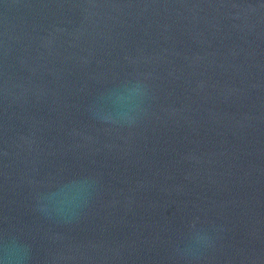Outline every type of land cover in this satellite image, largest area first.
Instances as JSON below:
<instances>
[{
  "label": "water",
  "instance_id": "obj_1",
  "mask_svg": "<svg viewBox=\"0 0 264 264\" xmlns=\"http://www.w3.org/2000/svg\"><path fill=\"white\" fill-rule=\"evenodd\" d=\"M264 264V0H0V259Z\"/></svg>",
  "mask_w": 264,
  "mask_h": 264
},
{
  "label": "clouds",
  "instance_id": "obj_2",
  "mask_svg": "<svg viewBox=\"0 0 264 264\" xmlns=\"http://www.w3.org/2000/svg\"><path fill=\"white\" fill-rule=\"evenodd\" d=\"M5 256L9 264H12L13 261L17 260L21 256V251L18 248L9 247L5 253ZM0 264H5L4 259H0Z\"/></svg>",
  "mask_w": 264,
  "mask_h": 264
}]
</instances>
